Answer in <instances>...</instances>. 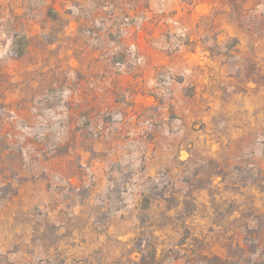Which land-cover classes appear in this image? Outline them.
<instances>
[{
	"label": "rangeland",
	"instance_id": "obj_1",
	"mask_svg": "<svg viewBox=\"0 0 264 264\" xmlns=\"http://www.w3.org/2000/svg\"><path fill=\"white\" fill-rule=\"evenodd\" d=\"M0 264H264V0H0Z\"/></svg>",
	"mask_w": 264,
	"mask_h": 264
}]
</instances>
